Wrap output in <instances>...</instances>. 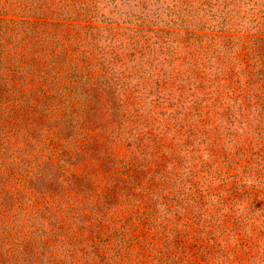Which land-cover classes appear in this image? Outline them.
Instances as JSON below:
<instances>
[{
  "label": "trees",
  "instance_id": "16d2710c",
  "mask_svg": "<svg viewBox=\"0 0 264 264\" xmlns=\"http://www.w3.org/2000/svg\"><path fill=\"white\" fill-rule=\"evenodd\" d=\"M0 264H264V0H0Z\"/></svg>",
  "mask_w": 264,
  "mask_h": 264
}]
</instances>
